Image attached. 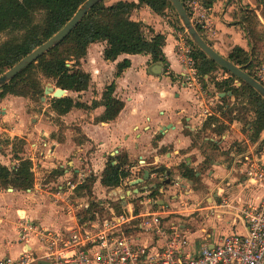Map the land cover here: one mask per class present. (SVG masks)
Instances as JSON below:
<instances>
[{
  "label": "crops",
  "instance_id": "crops-1",
  "mask_svg": "<svg viewBox=\"0 0 264 264\" xmlns=\"http://www.w3.org/2000/svg\"><path fill=\"white\" fill-rule=\"evenodd\" d=\"M118 1L139 3L138 0H110L109 4ZM248 3L255 5L246 8ZM262 7L261 0H216L210 7L205 6L210 26L202 30L205 41L224 57L242 48L250 53L252 61L254 47L245 27L247 23L241 18L261 12ZM236 16L239 19L234 21ZM132 19L143 24L147 40L158 34L165 36V63H154L150 55H122L115 62L105 61L107 42H99L92 44L81 60L82 70L91 77L89 89L80 94L66 91L63 95L88 109L74 108L58 117L53 109L46 115L47 109L38 110L26 97L8 95L0 99V165L15 171L21 160H29L35 178L33 188L26 191L0 185V230L16 234L15 243L19 247L16 257L25 249L19 242L17 229L21 220L53 229L76 227L73 214L59 206L52 196L55 186L62 182H78L81 172L77 165L90 147L96 150L93 155L103 161L102 179L110 163L129 173L117 187L120 191L125 181L131 186L144 178L146 171L150 172L149 180L139 185L140 188L129 190L138 191L137 198H128L132 196L129 192L120 194L124 213L135 212L133 201L144 198L143 204L163 213L166 225L179 227L186 251L193 256L206 246L213 247L224 236L244 233L241 211L248 205H257L264 197L261 187L246 183L244 167L240 164L245 153L256 150L264 131L254 140L252 123L245 126L241 120L226 118V108L218 114L211 109L218 103L236 101L232 92L216 87V82L231 76L219 68L195 79L185 75L176 47L186 31L172 21L169 9L159 15L143 6L133 11ZM125 60L131 62V67L118 77V65ZM111 85L115 86L114 97L125 107L115 121L104 123L100 118L105 108H92V105L102 101ZM234 85L241 87L242 83L235 80ZM212 117L218 122L208 126ZM219 127L225 129L218 132ZM208 131L216 138L203 137L198 141ZM76 134L84 137V143H77ZM16 140L23 144L17 145ZM203 144L216 150L222 145L224 149L220 151L225 153L206 154ZM116 149L118 157L111 160ZM121 152L128 158L123 156L118 161ZM160 168L167 172L159 171ZM199 181L204 189L197 192L195 185ZM153 192L166 195L165 201L154 198ZM174 207L179 210L174 211ZM154 213L157 212H148ZM131 233L138 244H158L154 232L145 233L137 228ZM11 249L12 246L7 251ZM5 257L12 256L0 252V259Z\"/></svg>",
  "mask_w": 264,
  "mask_h": 264
},
{
  "label": "trees",
  "instance_id": "trees-1",
  "mask_svg": "<svg viewBox=\"0 0 264 264\" xmlns=\"http://www.w3.org/2000/svg\"><path fill=\"white\" fill-rule=\"evenodd\" d=\"M88 0H0V35L8 34L10 39L0 45V77L17 65L23 58L31 54L39 46L51 39L62 30L74 17L79 9ZM139 3L119 1L109 4L110 0H104L96 5L80 23V25L57 47L40 58L37 64H33L15 77L9 84L0 88V99L8 95L18 97H43L44 86L42 78L55 79V86L59 89L74 93H83L89 89L91 77L82 70L81 60L86 56L88 48L92 44L107 42L104 51L105 61L115 62L122 55H150L154 63H165L164 46L165 36L158 34L149 41L143 33V24L132 19L134 10L147 6L156 14L162 15L167 9L175 12L169 0H138ZM187 9V1L181 0ZM216 0H202L206 7H210ZM264 5V0H261ZM179 17L177 14H175ZM179 20V19H178ZM180 23V24H179ZM177 23L181 30L185 31L179 20ZM249 37L253 44V59L250 60V53L242 48H236L228 57L232 63L241 67L250 76L256 78V71H252L255 63L257 44L254 40L256 30L250 28ZM253 27V26H251ZM204 38L202 30L196 28ZM205 40V39H204ZM195 48L198 76L210 75L214 68L221 69L211 61L201 50L190 40ZM131 67V62L125 60L118 65L117 76L119 77L126 69ZM230 75L228 80L216 82V87L224 92H232L239 100L244 90L254 93L258 98V106L262 115L254 123L253 139L256 140L264 131V99L255 92L249 85L242 83L241 87L234 85L237 78L228 71L221 69ZM115 86L108 87L101 102H94L92 108L104 107L105 112L100 118L101 122L115 121L124 110V103L114 97ZM51 107L58 117L70 113L74 108L88 109L80 102L66 96L61 99H52ZM237 117V115H236ZM239 119V117L235 118ZM218 122L217 118H210L207 125ZM205 125V127H207ZM247 126V124H246ZM221 132L225 127H219ZM17 145L23 142L16 140ZM61 174L60 172H58ZM129 176L128 172L120 166H113L111 163L105 170L102 184L110 188H117L123 180ZM34 174L32 163L29 160H21L15 171L0 165V185H12L18 190H29L34 186ZM157 192H153L155 197ZM119 203V202H117ZM122 209L121 203L118 204ZM98 204H92L89 216L97 211Z\"/></svg>",
  "mask_w": 264,
  "mask_h": 264
},
{
  "label": "built area",
  "instance_id": "built-area-1",
  "mask_svg": "<svg viewBox=\"0 0 264 264\" xmlns=\"http://www.w3.org/2000/svg\"><path fill=\"white\" fill-rule=\"evenodd\" d=\"M186 5L193 25L201 30L208 29V11L202 1L188 0ZM190 40L185 32L176 51L185 75L195 79L198 76L196 50ZM255 76L264 86V68ZM240 164L244 167L246 183L264 190V138L256 150L245 153ZM87 179L88 176L79 173L77 183L62 182L55 186L52 196L59 206L73 214L76 227L53 229L31 220H21L17 229L19 242L25 249L17 257L1 258L0 264H264V197L257 205H248L241 211L244 233L224 236L213 247L206 246L193 256L186 251L179 227L166 225L162 212L119 214L111 204H101L109 209L108 216L98 213L86 216L92 204L100 203V200L78 197ZM131 194L128 198H137L135 193L129 192V196ZM120 199L115 203L121 202ZM80 209L85 216L79 217ZM137 228L145 233L154 232L158 244L136 243L131 231Z\"/></svg>",
  "mask_w": 264,
  "mask_h": 264
},
{
  "label": "rangeland",
  "instance_id": "rangeland-1",
  "mask_svg": "<svg viewBox=\"0 0 264 264\" xmlns=\"http://www.w3.org/2000/svg\"><path fill=\"white\" fill-rule=\"evenodd\" d=\"M254 5L255 4L253 3L252 6H254ZM245 6H246V8L252 7L251 4H249V3ZM169 12H171V19L173 22L179 23V20L181 22V19L175 15V14H177L176 11L173 12L171 9H169ZM240 13L243 14V12H240ZM238 19H239V17L236 16V18L233 20L236 21ZM241 20L245 21L247 24L253 26V27L250 26L251 29L256 30V36H255L254 40L256 41L258 48H257V51L255 53V63H254V68L252 71H256V70L258 71L259 69L264 68V7H262V11L259 13L249 14L248 16L245 14L241 18ZM170 22H171V20H170ZM181 25L183 26L182 22H181ZM145 27L148 28L147 26H145ZM9 39H10V35H8V34L0 35V45L4 41H7ZM40 78L42 79L43 86H44L43 97L42 98L41 97H33L30 95H28L27 97L25 96V97L27 99H29V101H31L32 104L38 110L42 111L44 109H47V111H46V115H47V114H49V111H51V109H52L51 101L54 98L52 95L45 96V89L48 87L49 84H52V86L55 89H59V88H57L55 86V79L54 80H48V79H44L42 77H40ZM237 80L239 81V83H241L240 82L241 80H239L238 78H237ZM44 98H45V100H44ZM257 98L258 97L254 93H252V92L250 93L249 91L244 90V92L241 93L239 100L236 99V101L233 103L230 102L229 100L223 104L218 103L217 105H214L211 109L214 113L218 114V112H222L223 109L226 108L227 111L224 114V116L226 118L229 117V119L231 120V118L239 117V119L241 121H243V123H244L243 125L249 124V123L251 124V123H254L256 121L257 116L259 117L260 115H262V111L258 106V102H257L258 99ZM233 114H236L237 117H236V115L233 116ZM244 130L246 131L247 129H244ZM78 133H80V131ZM200 137L201 138H199L198 141L203 139V137L216 138L215 135L213 133H211L210 131L202 133L200 135ZM76 141L78 144H82V143H84V137L80 134H79V136L76 134ZM221 146H217V150H216L211 146H207V145L203 144L202 149H206V152H205L206 154L211 152L212 155H216V154H218V152L213 153V151H219V153H223L222 150H221L222 152L220 151V148L224 149V147H221ZM95 151L96 150L94 147H90L87 150H85L84 153L82 154V161L79 162L77 165L78 170L81 173L88 176L87 182L84 184V186L78 192V197L79 198H90L91 200H100L99 201L100 203L98 204L99 207L96 209H93V211H97L96 213H98V214L108 216L110 213L109 209H105L104 207H101V204H105V205L111 204V206L117 211V213L123 214L125 211L123 209H121V207L118 206L119 203H115L116 202L115 200H117L120 197V194H125L126 192H129V190H131V189L133 191V188H131V186L129 185L130 183L127 181H125V182L128 184V186L126 185V183L123 184L120 187V189H122L121 191L118 190V188H109L107 186L104 187L101 183V179H102L101 169L103 166V161L99 157L93 155L95 153ZM116 151H117V149L113 152V155L110 156L111 160H115L118 157L117 156L118 153ZM124 154L125 153L121 152V156L118 158V161H122V158H124L123 156L127 157V155L126 154L124 155ZM113 165H115V164H113ZM130 180H133V177H131ZM74 181H76V179ZM137 188H140V186H138ZM203 189L204 188L202 186L201 181L197 182V184L195 185V191L199 192V191H202ZM167 190H169V188H167ZM165 196L166 195H163V194H160L157 192L155 194L154 198L159 199L163 202V201H165ZM143 203H145L144 198L133 201V204L135 206V212H137V214L148 213L149 211H151V212H153V211L158 212L159 211L158 208H154L152 210V208L150 209V207L148 205H145ZM193 203H194V201H192L191 204H193ZM170 209H172V208L170 207ZM173 210L177 211V210H179V207H174ZM78 214H79V217L85 216V214L83 213V211H81V209L78 211ZM16 240H17V236L14 232H12L11 230H7V229H4V230L1 229L0 230V252L1 253L7 252L10 254V256L16 257V255L19 252V247L15 243ZM2 245H5V246L3 247ZM10 246H12V249L9 252V251H7V249H9Z\"/></svg>",
  "mask_w": 264,
  "mask_h": 264
},
{
  "label": "water",
  "instance_id": "water-1",
  "mask_svg": "<svg viewBox=\"0 0 264 264\" xmlns=\"http://www.w3.org/2000/svg\"><path fill=\"white\" fill-rule=\"evenodd\" d=\"M104 0H88L74 15V17L66 24V26L55 34L47 42L35 49L31 54L23 58L17 65L7 71L0 77V88L9 84L15 77L26 70L33 64H36L40 58L48 54L52 49L62 43L84 20L88 13L99 3ZM174 7L177 15L181 19L185 31L189 34L191 41L203 52L211 61L217 64L222 69L228 71L230 74L241 80L243 83L249 85L264 99V86L258 82L254 77L250 76L241 67L232 63L228 58L220 55L214 50L200 35L196 27L190 20L188 12L181 0H169ZM241 86V85H240ZM66 94L63 89H55L52 84H49L45 89V96L52 95L54 99H61L62 95ZM226 96V94H223ZM45 100V98H44ZM159 171L167 172L165 168H160ZM170 175V174H168ZM150 178V172L146 171L142 179H138L131 184V187H137ZM138 191L135 192V194ZM44 264V263H40Z\"/></svg>",
  "mask_w": 264,
  "mask_h": 264
},
{
  "label": "bare ground",
  "instance_id": "bare-ground-1",
  "mask_svg": "<svg viewBox=\"0 0 264 264\" xmlns=\"http://www.w3.org/2000/svg\"><path fill=\"white\" fill-rule=\"evenodd\" d=\"M62 97H63V95H62Z\"/></svg>",
  "mask_w": 264,
  "mask_h": 264
}]
</instances>
